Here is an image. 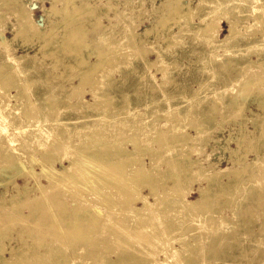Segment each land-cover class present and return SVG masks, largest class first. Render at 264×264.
Instances as JSON below:
<instances>
[{
	"label": "rangeland",
	"instance_id": "1",
	"mask_svg": "<svg viewBox=\"0 0 264 264\" xmlns=\"http://www.w3.org/2000/svg\"><path fill=\"white\" fill-rule=\"evenodd\" d=\"M213 1L214 0H181L184 6H182L181 9L183 13L181 16H175L176 14L169 13V8L173 5L172 0H0V63L17 67L15 71L13 70L14 74L12 72L11 76H14L12 79L15 78L13 80L14 82L16 81L15 84L1 86V84L6 83V81L4 82L2 77L0 78V88L3 87L0 89L2 90L0 96H3V99H5V96L7 97L6 101L3 100L6 107L0 106V118L2 117L0 119V152L5 151L14 156L18 155L16 162L22 165L23 171H15L12 174L13 177L11 180L13 184L9 182V184H6L7 186L3 185L4 178L0 176V181L2 182H0V209L11 205V196L18 194V190L19 192L23 191V196L31 199L40 195L41 190L38 189L39 181L40 184L43 185L52 183V186H54L52 189L58 192L59 199L61 201L63 200L68 211L73 210V198L76 196L75 198L82 201L80 206L77 205L78 207H82V203L85 202L87 206H90V209L92 208L91 210H93V212L96 211V216L101 217V224H99L97 220L96 222L95 220H82L83 222L78 225V227H83H81L82 229L79 228L80 232L77 229L78 227H75L77 230L73 231V227L71 228L70 226L71 222L69 223L70 225L66 223L69 217L64 222V219L61 217L62 215L56 212V206L54 203L52 206L51 199L48 196V198H44V201H42V199L38 201L32 200L30 204L34 209L31 213L29 207L25 206L22 208V213L24 215L28 214L27 219L23 220V223H10L8 219H6L7 221L5 220L6 222L0 220V246L3 245L5 248L3 252L4 256L9 257L10 252L8 253V251L10 248H25L31 245L33 240H36L39 244L41 238L47 243L42 249L38 246L41 249L40 252L46 254V264H55V260L62 258V252H64L68 245L71 249L74 246L76 247L80 242L81 243L77 247H80L81 244H85L81 245L82 248L86 247L87 250L91 248L99 249L100 252L97 254L94 252L92 253L93 255H90L93 258L100 257L99 259H101V256L98 255H104L107 251L106 254H109V257L105 255L108 258L115 259L120 251L126 254L130 252L128 250H137L139 249L138 240H141L145 236L144 234H140V236L139 234L137 235L136 231L131 228L132 225H130L131 229L129 227L128 229L135 233H131L124 229V226H122L123 224L120 225L118 221L121 219L124 221L125 216L129 215L127 212L125 213L127 210L122 206L125 207V204L127 206V203L129 201L131 202L130 199L134 201H132L131 205L135 207H141L143 205V199H146L148 202H154L153 199L155 200V197L152 191L155 189L157 193H162L164 191L162 190V186L173 185V178L179 177L176 178V181L179 182L182 188L190 187V190L185 195V199L196 200L200 197V187H206V189L210 190L209 192L212 194H210L211 198H207L208 200L206 199V201L208 202L202 205L203 210H201L203 214L200 215L203 217L209 214H211V217L220 215L223 218L225 217V219H223L225 224H219L222 220L219 222L214 220L212 223L215 224L216 231L219 233H214L212 235L213 237L209 236L211 233L204 229L203 226L204 223L205 225L209 224V219H205L204 222L200 221L201 219L192 217H190V219H188V217L183 219V213H185V211L183 205L180 203L181 200L178 201L176 197L170 199L167 195V197H163V199L166 200H164L165 203L162 201L163 204L161 203V206L156 207L158 209L154 207L152 211L155 214L157 210H159V212L156 215L152 212L149 213L150 216L152 214L155 216L160 214L158 218L164 217L163 221L157 219L158 221L155 220V222H153L155 224L157 222L167 224V229L165 228L166 226L162 224H160L158 228L160 229L159 232H163L164 235L162 236L170 238L176 235V237L179 238L181 234L180 231L182 230L181 228H183V233L184 230H194V227L198 226L199 229L197 232H195L192 237H189L190 241H184L189 250V257L203 255L206 258L203 264H264V179L261 178L259 180L261 182H248L250 185L247 186L248 188L245 196L243 195L240 199H235L233 195H228L223 191L224 183L229 179L225 173H220L219 175V177L221 176V183L214 182L210 185L206 179L198 177L195 178L196 181H194V179L191 181L192 183L189 184L188 181L190 180L185 179L186 174L181 170V167L179 165L171 166L169 164L173 157H175V153H178L177 156H182L184 160L187 158L188 161L192 163L193 169L201 168L208 173L207 176L215 177V174L220 172V169L228 171L238 166L237 163L241 162V159L244 160L243 164H251L248 170L249 174L252 173L251 171L253 168L255 169L253 163H258V159L264 161V105L261 107L258 105V100L261 97L264 99V75L262 74L264 72L262 69L264 68H257L256 64L247 65L249 66L248 68L243 67L250 59H253L255 62H260L261 65L264 64V56H258L252 53V50L257 48V43L262 40L261 36L264 32V17L262 18L259 15L261 12L260 9H258L260 1L264 2V0H257L251 4H241L238 8H232V18L233 21L237 23V31L239 32L237 33V36L239 34L238 38L235 39L237 43L234 49L229 46L227 49H222L218 45L213 44H219L221 42L220 39L228 33L229 24L227 22L221 23V28L216 38H214L215 41L212 40V43L205 34V37L202 35L203 32L200 30L201 26L204 24L205 19H209V15L214 12ZM17 3H19V5ZM82 4H84V7L90 6L93 11L92 16L90 13L85 14L84 12L86 11L83 12L82 9H80L83 6ZM53 7L54 9H52ZM76 8L80 10H75ZM25 11L30 12V16L40 33H33L31 30L24 28L21 29V22L19 21L20 15ZM189 11L191 12L187 14L186 12ZM184 12L186 15H183L185 14ZM188 15L189 17H187ZM258 15L261 19L260 22L258 21L259 18H257ZM96 17H99L101 19H99V21L103 24L99 22V25L103 26L100 28L102 30L99 29V25V27H95L97 33L91 30V24L95 21ZM80 23L92 32H88L87 35L81 39V44L76 47L74 53L69 54L67 49L54 50L52 43L45 44L46 41L49 40L50 35L54 33H56V35H54L56 38L58 37L57 40L61 43L62 36L65 32L74 24ZM252 30L256 34L254 39L253 35L255 34ZM101 31L103 33L105 32V34L111 33L113 35L112 40H117L120 44L129 39L132 48L124 49L123 47H117L111 49L114 50V52L110 51V53L102 51L106 56H111V62L112 59L113 62L111 64L109 63L111 66L109 64L102 65V67L99 68L101 71L99 70L98 72L97 70L95 76H98L95 80L100 81V83L98 81L97 86L99 87L100 84L102 92H106L108 89L114 87V90L117 91V95L119 94L120 97H122L121 95L123 94L124 97H128L124 99L120 98L116 105H111L110 107L99 106L95 108L83 106L78 108L77 105H75V97H72V93L70 95L69 92L72 90L71 86L78 83V77H75L78 67L74 64L79 58L85 59L86 63L90 64H94L101 59L100 56L102 55L99 52L106 48L105 46H102V48L96 44L99 34L102 33ZM249 39L251 40L249 41ZM121 50L125 52L123 55ZM116 57L118 59H115ZM59 59L67 66L72 63V70L69 66L67 68L63 64L57 62ZM146 62L155 63L149 71L146 68ZM162 66L165 70L163 72L158 71V68ZM27 67L30 68V70H27ZM256 70L257 72H255ZM62 71H64V74H67V76L65 75L64 77ZM246 71H249V73ZM251 73L253 75L256 73V75L251 76ZM259 73L260 75H258ZM56 74L60 77L55 78ZM141 74L147 77L141 78ZM102 75H106V77L103 79ZM249 75L251 79L254 77L257 80L260 79L261 76L263 80L261 79V82L253 78L254 80L252 82V80L248 78ZM244 77L246 81L242 83L245 80ZM72 78L74 80L70 81ZM17 79L19 81H17ZM247 79L250 81L248 82ZM13 81L11 80L10 82ZM96 81L91 80L93 83ZM17 83L22 84V86L19 88ZM249 86L251 87L248 88ZM258 86H260V88ZM85 88H87V85ZM258 88H262L261 92ZM3 90L5 91V95H2L4 94ZM28 93L31 96L30 102L25 97ZM8 94L14 97L11 98L7 96ZM51 95L54 97L50 98ZM8 97L10 98L9 104ZM84 98L91 103L92 96L90 94L87 93L84 95ZM232 101L237 102H233L236 106L240 103L243 105L239 107L240 109H235ZM101 105L103 104L101 103ZM132 105H135V107L132 108ZM74 106L75 108H72ZM213 106L216 109L213 110L214 112L211 111L209 116L207 114L206 116L200 114L202 111H205V108ZM10 107L12 109H10ZM13 107L18 110L16 111L17 114L13 112ZM178 112L186 113L185 118L181 119L179 121L180 123L177 122V125L174 124L177 128L172 129V124L170 125V123L172 119L175 118L174 116L179 115ZM32 115L33 117H38L39 121L37 119L35 121L28 120L32 118ZM82 115L88 117L84 119ZM186 117L188 119H186ZM259 118L262 119V121H260L262 124L260 122L259 124L255 123ZM90 120L93 121L91 124L89 123ZM166 120L169 121L165 122ZM85 121H87V123ZM116 121H120L121 124L115 125ZM185 121L192 123L185 125ZM147 123L152 125H147ZM97 125L98 128L105 130V134L108 136L117 135L122 128L121 125H123L127 131L129 130V132H136L138 130H142L143 132L147 131L145 132L146 134L142 136L144 137L143 139L139 137V143H141L142 146L144 145V147L146 145V149L144 148L145 150H142L143 155H141V161L144 167L150 168V155L156 153L153 160L157 165H160L159 171H156L159 176H156L157 178L154 176L153 178L151 175L148 176L147 174L141 179V173L135 172L136 170H132L130 166H126L128 160L122 159V163L119 161L121 164L116 161V163L110 165L105 162H103L105 164H100L99 161L96 162L94 159L92 160L90 157L86 156L94 151L95 147L102 145V141L105 144L111 141L102 140L100 141L101 144L98 142V144L94 143L96 146H91V139L93 140L94 136L89 134L90 139H88V136H84V134L90 130V127L96 128L95 126ZM167 126L170 132L174 134L171 135L166 128ZM159 127H163V129ZM164 128H166L167 131L164 130ZM64 129L67 130L66 136L69 137L70 142L74 144L73 148L69 147L70 152L67 153L69 151V149H67L66 153H64L65 156L55 154L52 155L51 159L48 158L47 155L49 154L47 153H49L50 149L48 147L50 144L49 142H52L56 138L58 140L63 139L64 133L62 131ZM262 131L263 134L261 133ZM164 132L167 133L165 134ZM159 133L160 135H164L161 137ZM5 134H7V136ZM167 134L168 137L171 136L172 138H167ZM155 135L158 137H155ZM186 136L187 139L185 140ZM173 137L175 138L174 140H172ZM241 137H244L243 144L238 141ZM154 138H159L161 140L157 142ZM162 138L170 143L163 142L165 140H162ZM177 138L184 141L185 144H183V142H181L182 144H178L180 140ZM248 138L254 139L255 142L259 139L258 142L261 144L260 147L257 148V151L256 149L251 151L247 150L248 148L245 143ZM122 139L124 142L121 141V144L125 146V149L132 150L133 143L127 140L128 138L125 140L123 137ZM87 140H89V143L85 142ZM127 141H129V145ZM161 141L165 146L163 144H161L163 147L160 145ZM175 141H177V144H175ZM75 144L79 145L75 146ZM22 145L23 147L25 145L27 146L23 148ZM87 148L90 149L88 152H86ZM23 149L26 153L27 151H29V153L25 154L24 151L20 153ZM78 150L80 151L78 154L77 152L72 153ZM84 151L87 153L86 155ZM157 151L159 152L158 154ZM43 157H46V159ZM0 159L1 169L6 163V159ZM79 159H81L80 162ZM72 160L76 161V167H73L70 173L62 170L65 166L72 163ZM153 160L152 163H154ZM113 166L116 168L119 167L120 170H116ZM122 168L126 170V173ZM36 174L40 176L38 177ZM146 176L148 177L146 178ZM216 176L218 175L216 174ZM126 177L129 178L127 179ZM131 177L134 178L131 179ZM244 178H248V175L246 174ZM187 183L189 186H186ZM24 186L30 188V192L28 191L27 194H25ZM238 190L239 188L234 189L236 192ZM175 194H177V192L173 193V195ZM89 201H91V203ZM232 201L233 204L236 205L237 215H234L230 209V206L234 207V205H230ZM209 202H213L212 205ZM164 205L171 208L169 209L166 207V209ZM208 205L209 208H207ZM161 208L163 211H166V213L163 211L161 212ZM120 210H122V212ZM167 210L172 215L167 213ZM122 213L124 216H121ZM56 214L60 217L58 218ZM69 215L73 218L75 217L74 214ZM117 216L120 218L118 217L117 219ZM171 216L177 217L176 220L174 218L168 219V217ZM102 217L105 221L102 220ZM106 219L109 220L111 225ZM116 219L117 221L115 222ZM110 220H112V222ZM103 222H107L108 225L103 226ZM186 222L190 224L184 226ZM87 225L88 227H86ZM93 225H96V227ZM112 225L119 230L121 229V232H127L124 235L123 233L120 235L121 241H118V244L117 242L115 243L118 247L120 246L121 250L115 247L117 245L114 244H111V246H103L102 243H100L98 245L95 242L97 240L96 237H92L94 240L91 239V237L89 239L88 236H92L96 232L103 231V234H105L104 230H110V226ZM190 225L193 226L191 227ZM89 226H93L91 230L93 234L90 233ZM82 230L86 231L87 234L81 236L80 233ZM151 230L152 229H149L147 232L149 231L150 233ZM68 232H72L73 235ZM203 232L204 237L201 235ZM206 233L207 236H205ZM72 237L73 240L71 239ZM84 237L88 238L85 239ZM104 238L107 239V235H105ZM147 238L150 240V235H148ZM74 239H78L79 242L77 243L78 240L75 241ZM191 240H195V242ZM1 243L3 244L1 245ZM60 243L62 244L61 246ZM146 245L145 248L154 249L156 247L151 242H147ZM113 246L114 248H112ZM110 247L111 250H108ZM177 248L180 249L181 247L177 246ZM210 248H212V250H210ZM113 252L116 253L117 256ZM110 253H112L111 256ZM162 254L163 253H161L159 257H161ZM99 259V264H108V262H104L102 259L100 261ZM192 260L193 259H189L182 264H192ZM89 261L91 262L89 259L75 257L73 264H88ZM98 261L96 263H98ZM21 262L25 264V260ZM0 264L3 263L0 261ZM147 264L155 263L148 262Z\"/></svg>",
	"mask_w": 264,
	"mask_h": 264
},
{
	"label": "bare ground",
	"instance_id": "2",
	"mask_svg": "<svg viewBox=\"0 0 264 264\" xmlns=\"http://www.w3.org/2000/svg\"><path fill=\"white\" fill-rule=\"evenodd\" d=\"M15 1V0H14ZM249 1V2H248ZM251 1V2H250ZM254 1H257V0H214L213 1V4H214V12L212 13V14H210L209 15V19H205V21H204V24L201 26V29L200 30H202V35L204 36V34L206 35V37L209 39V41L212 43V40L213 41H215V39L214 38H216V36H217V34H218V31L220 30V28H221V23L222 22H227L228 24H229V29H228V33L222 38V39H220V43L219 44H215V43H213L214 45H218L219 47H221L222 49H227V48H229V47H231L232 49H234L235 47H236V43H237V41H235V39L236 38H238V36H239V34H238V36H237V33H239L238 31H237V23L235 22V21H233V12H232V10L233 9H235V8H238L239 7V5H241V4H243V5H245V4H247V3H249V4H251L252 2H254ZM2 2V1H1ZM12 2V1H11ZM172 2H173V5H171V7L169 8V13H173V14H176L175 16H177V15H179V16H181V14L183 13V12H181V9H182V3H181V0H172ZM18 5H19V3H17ZM81 4V3H80ZM84 4H85V2H84ZM84 4H82L83 6L80 8V9H82V11L84 12V11H86V12H84L85 14H87V13H90L91 14V16L93 15V11H92V9L90 8V6L88 5V6H85L84 7ZM21 6V5H20ZM53 6V5H52ZM79 6V5H78ZM81 6V5H80ZM184 7V6H183ZM233 8V9H232ZM52 9H54V7L52 8ZM79 8H76L75 10H78ZM79 9V10H80ZM258 9H260V12H261V14H259L262 18L264 17V2H261L260 1V3H259V5H258ZM24 10V9H23ZM81 11V12H82ZM188 11V10H187ZM66 12H68V11H66ZM77 12V11H76ZM191 11H189V12H186L187 14H189ZM185 13V12H184ZM186 13L185 14H183V15H186ZM263 13V14H262ZM67 14V13H66ZM84 14V15H85ZM170 14V15H171ZM68 15V14H67ZM83 15V14H82ZM89 15V14H88ZM191 15V14H190ZM259 15H258V17L257 18H259V22H260V17H259ZM172 16V15H171ZM82 17V16H81ZM187 17H189V15L187 16ZM192 18V17H191ZM99 17H96L95 18V21L91 24V30H94V31H96L95 30V27H97L98 25H99V22L101 23V21H99ZM264 19V18H263ZM19 20V19H18ZM101 20V19H100ZM21 23V29H28V30H31L33 33H40L39 31H38V28H37V26H36V24L33 22V20H32V18H31V16H30V12L29 11H25L24 13H22L21 15H20V20H19ZM102 24V23H101ZM262 24V23H261ZM264 24V23H263ZM103 25V24H102ZM102 25H99L98 27H99V29L101 28V26ZM260 25V24H259ZM103 27V26H102ZM106 28V27H105ZM98 29V30H99ZM257 29H258V27H257ZM100 30H102V29H100ZM52 31V30H51ZM54 31H55V29H54ZM104 31H105V29H104ZM253 31V30H252ZM257 31V30H256ZM53 32V31H52ZM88 32H92V31H90V29H87L86 27H84V25L83 24H74L69 30H67L66 32H65V34L62 36V40H61V43H60V41H58L57 40V38L55 37V35H56V33H54L53 35H50V37H49V40H47L46 41V43L45 44H48V43H52L53 44V48H54V50H56V49H67L68 50V53L69 54H72V53H74V51L76 50V47L77 46H79V44H81V39L83 38V37H85L86 35H87V33ZM102 32V31H101ZM250 32V31H249ZM248 32V33H249ZM95 33H97V31L95 32ZM113 33V32H112ZM252 33V32H251ZM253 33H254V31H253ZM253 33H252V35H253ZM250 34V33H249ZM255 34V33H254ZM42 35V34H41ZM47 35V34H46ZM252 35H251V37H252ZM255 36H256V34L255 35H253V39L255 38ZM205 37V36H204ZM250 37V38H251ZM262 40L259 42V43H257V48L256 49H254V50H252V53H255V54H257L258 56H264V32L262 33ZM43 39H44V37H43ZM113 39V35L111 34V33H107V34H105V32L103 33H100L99 34V37H98V41L96 42V44L98 45V46H105L104 48H105V50H100V54L102 55V56H100V60L99 61H97V62H95L94 64H90V63H86V60L85 59H78V61L77 62H75V66H77L78 67V70H77V74H75V77L77 76L78 77V83L77 84H75L74 86H71L72 87V90H70L69 92H70V95H71V93H72V97H75V99H76V104L75 105H77V107L78 108H81V107H83V106H86V107H99V106H105V107H110L111 105L112 106H114V105H116V103L118 102V100L121 98V99H124V98H127L128 96H125L124 97V95L122 94L121 96L122 97H120V95L118 94H116L117 93V91H115L114 90V87L112 88V89H108V91H106V92H102L101 91V86H100V84H99V87L97 86L98 85V81H96L95 79H97V76H95L96 74H97V70H98V72H99V68L100 67H102V65L104 66V65H107V64H111L112 62H113V59H112V62H111V56H106V54H103V52H109L110 53V51H113L114 52V50H111V49H114V48H117V47H123L124 49L125 48H132V46H131V44H130V40L128 39V40H126V41H123V43H119L117 40L116 41H114V40H112ZM251 39H249V41H250ZM1 42V41H0ZM3 42V41H2ZM45 42V41H44ZM120 42H122V41H120ZM44 44V45H45ZM229 46V47H228ZM96 48H97V46H96ZM103 48V47H102ZM252 48H254V47H252ZM100 49V48H99ZM116 50V49H115ZM103 51V52H102ZM119 51V50H118ZM122 51V50H121ZM117 52V51H116ZM135 52V51H134ZM118 53V52H117ZM125 52H123L122 51V55L124 54ZM119 54H121V53H119ZM119 54H117V55H119ZM104 55V56H103ZM110 55V54H109ZM121 55V56H122ZM127 55V54H126ZM123 58H124V56H123ZM122 58V59H123ZM142 58V57H141ZM8 59V58H7ZM115 59H118L117 57L115 58ZM121 59V60H122ZM85 60V61H84ZM57 61V60H56ZM263 61V60H262ZM12 62H13V60H12ZM57 62H59V63H61V64H63L62 62H61V59H59ZM89 62V61H88ZM116 62V61H115ZM121 62H123V61H121ZM13 64V63H12ZM109 64V65H110ZM114 64H116V63H114ZM114 64H112V65H114ZM153 64H155V63H153V62H146V68H147V70L149 71V69L153 66ZM256 64V67L258 68V67H262V68H264V64H260V62H255L253 59H250V60H248V62L246 63V65L245 66H243V67H245V68H248L249 66H247V65H255ZM64 65V64H63ZM72 65V66H71ZM65 67H67L68 68V66L71 68V67H73V64L72 63H70V64H68V66L67 65H64ZM63 66V67H64ZM111 66V65H110ZM145 67V66H144ZM166 67V66H165ZM17 69V67L15 66V67H12V66H10V64L8 65H6V64H4V63H0V75H2V76H0V78L2 77L3 79L2 80H4V82L6 81V83H0L1 84V86H5L6 84H8V86H10V85H12V84H15V82L13 81L14 79H12L13 77H11L12 76V72H13V74H14V71ZM256 68V69H257ZM27 70H30V68H26ZM73 69H76V68H73ZM104 69V68H103ZM14 70V71H13ZM71 70H72V68H71ZM165 70V68L162 66V67H160V68H158V71H161V72H163ZM258 70V69H257ZM257 70L255 71V72H257ZM262 70H264V69H262ZM101 71V70H100ZM252 71H254V70H252ZM259 71H261V70H259ZM246 72H248L249 73V71H246ZM245 72V73H246ZM76 73V72H75ZM244 73V72H243ZM261 73V72H260ZM260 73L258 74V75H260ZM16 74V73H15ZM62 74H64V71H62ZM263 75H264V72L262 73ZM65 75L67 76V74H64V77H65ZM153 75V74H152ZM162 75H163V73H162ZM246 75V74H245ZM254 75H256V73H254ZM252 73H251V76H254ZM257 75V76H258ZM263 75H262V77H263ZM19 76V75H18ZM62 76V75H61ZM73 76V75H72ZM256 76V77H257ZM11 77V78H10ZM16 77V76H15ZM60 77V76H59ZM58 77V75L56 74L55 75V78H59ZM70 77V76H69ZM96 77V78H95ZM102 77H103V79L106 77V75H102ZM147 76L146 75H144V74H141V78H146ZM247 77V76H246ZM245 78V77H244ZM243 78V79H244ZM250 80H252V82H253V80L255 79L254 77V79L252 78H250V75H249V77H248ZM11 81H13V82H10L9 80ZM76 79V78H75ZM242 79V80H243ZM249 79H247L248 80V82L250 81ZM261 78V76H260V79H257V80H260L261 82H262V80L264 79H262ZM70 80V79H69ZM74 79L72 78V80H70V81H73ZM91 80H94V81H96V82H91ZM142 80V79H141ZM256 80V79H255ZM256 80V81H257ZM17 81H19L18 79H17ZM245 81H246V78H245V80L242 82V83H245ZM2 82V81H1ZM21 82V81H20ZM252 82H250V83H252ZM259 82V81H258ZM260 82V83H261ZM99 83H100V81H99ZM240 83V82H239ZM4 84V85H3ZM18 85H19V88L22 86V84H20V83H17ZM248 84V83H247ZM247 84H245V85H247ZM261 84H263V83H261ZM87 85V88H89V89H87V88H85V86ZM244 85V84H243ZM253 85V84H252ZM258 85V84H257ZM7 86V85H6ZM105 86H107V85H105ZM242 86V85H241ZM254 86V85H253ZM262 86V85H261ZM243 87H245V86H243ZM251 86H249L248 88H250ZM259 88H260V86H258ZM264 87V86H263ZM262 87V88H263ZM3 88V87H2ZM2 88H0V89H2ZM107 88V87H106ZM239 88H240V86H239ZM258 88V89H259ZM262 88L261 89H259L260 90V92H261V90H262ZM103 89V88H102ZM8 90V89H7ZM107 90V89H106ZM1 91L2 90H0V93H1ZM4 91V90H3ZM72 91V92H71ZM240 91V90H239ZM244 91V90H243ZM263 91H264V89H263ZM9 92V91H8ZM242 92V91H241ZM88 93V94H90L91 96H92V101H91V103L90 102H88L85 98H84V95H86V94ZM244 93V92H243ZM1 95V94H0ZM2 95H5V91H4V94H2ZM53 95H55V94H53ZM53 95H51L50 96V98L51 97H54ZM7 96H9V97H14V96H10L9 94L7 95ZM130 96V95H129ZM262 96V95H261ZM8 97V104H9V100H10V98ZM25 97L27 98V100L30 102L31 101V96H30V94L28 93L27 95H25ZM4 97L3 96H0V106L1 107H6V104H5V102L3 101V100H7V97L5 96V99H3ZM247 98V97H246ZM245 98V99H246ZM130 99H131V96H130ZM236 99V98H235ZM126 100V99H125ZM55 101V100H54ZM56 101H58V100H56ZM73 101V100H72ZM127 101H129V100H127ZM237 101V100H236ZM4 102V103H3ZM230 102V101H229ZM234 101H232V104H233V106H234V108L235 109H240L239 107H241V105H243V104H237V106H236V104H234V103H237V102H234ZM28 103V102H27ZM72 103H74V102H72ZM101 103L103 104V105H101ZM239 103V102H238ZM22 104V103H21ZM54 104V103H53ZM11 105H13V104H11ZM19 105V104H18ZM69 105H70V103H69ZM258 105H259V107H261L262 105H264V99H263V97H261L259 100H258ZM8 106V105H7ZM23 106V105H22ZM18 107V106H17ZM54 107V106H53ZM67 107V106H66ZM65 107V108H66ZM71 107V106H70ZM69 107V108H70ZM68 108V107H67ZM72 108H75V106L74 107H72ZM112 108V107H111ZM115 108V107H114ZM10 109H12L11 107H10ZM77 109V108H76ZM216 108L213 106V107H208V108H205V111L203 112H201L200 114H202V115H204V116H206V114L209 116V114H210V112L211 111H213V110H215ZM104 110H105V108H104ZM16 111H18L16 108H14L13 107V112L14 113H16L17 114V112ZM21 111V110H20ZM238 111V110H237ZM240 111V110H239ZM29 112V111H28ZM131 112V111H130ZM214 112V111H213ZM6 113V112H5ZM32 114V113H31ZM178 114L179 115H177V116H174L175 118L174 119H172V121H171V123H170V125H171V128L172 129H174V128H177L174 124H176L177 125V122H179L181 119H183V118H185V115H186V113L184 114V112H178ZM213 114V113H212ZM34 115V114H33ZM33 115H32V118H27L28 120H30V121H35L36 119L39 121V119H38V117H33ZM109 115V114H108ZM83 117H84V119L85 118H87L86 117V115H82ZM102 116H104V115H102ZM255 116V115H254ZM23 117V116H22ZM107 117H111V116H107ZM212 117V116H211ZM2 118V117H1ZM0 118V119H1ZM4 118V117H3ZM190 118V117H189ZM257 118V117H256ZM260 118H262V117H260ZM257 119L256 120V122L255 123H258L259 124V122L260 121H262V119ZM22 119V118H21ZM138 119V118H137ZM136 119V120H137ZM141 119V118H140ZM186 119H188L187 117H186ZM204 119V118H203ZM3 120V119H2ZM23 120H24V118H23ZM111 120H113V119H111ZM264 120V119H263ZM4 121V120H3ZM3 121H1V122H3ZM169 120H166L165 122H168ZM188 121V120H187ZM86 123H87V121H85ZM93 121H89V123L91 124ZM182 122V121H181ZM186 122V121H185ZM264 122V121H263ZM39 123V122H38ZM96 123V122H95ZM142 123H144V122H142ZM180 123V122H179ZM188 123H192V122H186L185 123V125H188ZM254 123V124H255ZM261 124H262V122H260ZM4 124V123H3ZM118 124H121L120 123V121H116L115 122V125H118ZM194 124V123H193ZM35 125H37V124H35ZM99 125V124H98ZM98 125L97 126H95L96 128H91L90 127V130L88 131V132H85V134H84V136L85 135H87L86 137L88 138V139H90L89 138V134H92L94 137H93V140L91 139V146L93 147V146H96L95 144H98V142L101 144V142L100 141H102V140H111L109 143L107 142L106 144L102 141V145H99L98 147H95L94 148V151H92V152H90L89 153V155H86L87 153H85V151H84V154L86 155V156H88V157H90L92 160L94 159V161H99L100 162V164H110V165H113L114 163H116V161L119 163V161L121 162V160L122 159H124V160H128L127 161V165L126 166H130L131 168H132V170H136L135 172H139V173H141V179L145 176V175H147L148 174V176H152L153 178H154V176L156 177V176H159V175H157V173H156V171H159V166L160 165H157V163H155L154 162V155L156 154H152V155H150L151 156V165H150V168H147V167H144L143 166V163H142V161H141V155H143L142 154V150L146 147V145H145V147H144V145L142 146L141 145V143H139V137H142V136H144L146 133L145 132H147V131H145V132H143L142 130L141 131H136V132H129V130L127 131L126 129H125V127L123 126V125H121V129L119 130L120 132L118 133V132H116V133H118L117 135H114V136H108V135H106L105 134V130H102L101 128H98ZM134 125V124H133ZM147 125H152V124H150V123H147ZM100 126V125H99ZM169 126V125H168ZM166 127L167 128V130H169L168 128L169 127ZM181 126H184V125H181ZM191 126V125H190ZM119 128V127H118ZM160 128V127H159ZM166 128H164V130H166ZM152 129V128H151ZM158 129V128H157ZM160 129H163V127H161ZM197 129V128H196ZM263 129V128H262ZM156 130V129H155ZM166 130V131H167ZM198 130V129H197ZM264 130V129H263ZM41 131V130H40ZM131 131V130H130ZM261 131V130H260ZM1 132V131H0ZM63 133H64V136H63V139H60V140H58L57 138L55 139V140H53L52 142H49L50 144H49V153H47V154H49V155H47V157L48 158H52V155H55V154H59V155H64V153H66V150L67 149H69V147L71 148H73V143H71L70 142V138L69 137H67L66 136V132H67V130L66 129H64L63 131H62ZM169 132H170V130H169ZM168 132V133H169ZM197 132V131H196ZM165 134L167 133V132H164ZM171 133V135L172 134H174V133H172V132H170ZM178 133V132H177ZM262 134H263V131L261 132ZM42 134V133H41ZM176 134V133H175ZM6 136H7V134H5ZM124 135V136H123ZM162 135H164V134H162ZM162 135H160V133H159V136H161L162 137ZM170 135V134H169ZM198 135H199V133H198ZM45 136V135H44ZM54 136V135H53ZM124 137V139L126 140L127 138V140H129L131 143H133V149L132 150H130V149H125V146H123L122 144H121V141H123V138ZM154 137V136H153ZM155 137H158V136H156L155 135ZM160 137V138H161ZM166 137L167 138H172L171 136H169L168 137V134L166 135ZM175 137V136H174ZM173 137V139L172 140H174L175 138ZM195 137H197V136H195ZM198 137H201V136H198ZM8 138H10V137H8ZM53 138V137H52ZM144 137H142V139H143ZM189 138V137H188ZM50 139H51V137H50ZM122 139V140H121ZM154 139H156V141L157 142H159V140H161V139H159V138H154ZM177 139H179V138H177ZM176 139V140H177ZM187 139V136H186V138H185V140ZM195 139V138H194ZM1 140V139H0ZM52 140V139H51ZM162 140H165V139H163L162 138ZM180 141H179V143L178 144H180L181 142H183V144H185V142L184 141H181V139H179ZM183 140V139H182ZM193 140V139H192ZM191 140V141H192ZM89 140H87V141H85V142H87V143H89L88 142ZM129 141H127V143L129 142ZM140 141H141V138H140ZM168 141V140H167ZM240 143L242 142V144L244 143V137H241L239 140H238ZM254 141V139L252 140V139H249L248 138V140H246V147L248 148L247 150H253V149H256V151L258 150L257 148H259L260 147V142H258L259 141V139H258V141L257 142H253ZM28 142V141H27ZM124 142V141H123ZM122 142V143H123ZM126 142V141H125ZM155 142V141H154ZM163 142H166V140L165 141H163ZM19 143H20V141H19ZM83 143V142H82ZM81 143V144H82ZM95 143V144H94ZM126 143V144H127ZM166 143H170V142H166ZM165 143V144H166ZM173 143V142H172ZM10 144H12V143H10ZM15 144V143H14ZM84 144V143H83ZM124 144V143H123ZM161 144H163L162 143V141H161V143H160V145ZM174 144V143H173ZM175 144H177V141H175ZM182 144V143H181ZM193 144V143H192ZM13 145V144H12ZM24 145V144H23ZM23 145H22V147H23ZM48 145V144H47ZM46 145V146H47ZM77 145H79V144H75V146H77ZM128 145H129V143H128ZM130 145H132V144H130ZM164 145V144H163ZM25 146H27V145H25ZM25 146L23 147V148H25ZM90 146V145H89ZM90 146V147H91ZM162 146V145H161ZM160 146V147H161ZM165 146V145H164ZM180 146V145H179ZM183 146V145H182ZM22 147L20 146V148L22 149ZM91 147V148H92ZM163 147V146H162ZM185 147V146H184ZM19 148V149H20ZM44 148H46V147H44ZM148 148V147H147ZM166 148V147H165ZM193 148V147H192ZM191 148V149H192ZM13 149V148H12ZM26 149H27V147H26ZM25 149V150H26ZM146 149V148H145ZM144 149V150H145ZM148 149H150V148H148ZM14 150V149H13ZM90 149L89 148H87V151L86 152H88ZM92 150V149H91ZM152 150V149H151ZM23 151H24V149L20 152V153H23ZM33 151V150H32ZM31 151V152H32ZM153 151V150H152ZM151 151V152H152ZM156 151V150H155ZM162 151H163V149H162ZM25 152V151H24ZM70 152V149H69V151L67 152V153H69ZM74 152H77V154H78V152H80L79 150L78 151H73L72 153H74ZM150 152V153H151ZM161 152V151H160ZM29 153V151H27V153L25 152V154H28ZM159 152L157 151V154H158ZM257 153V152H256ZM71 154V153H70ZM79 154H81V153H79ZM58 155V156H59ZM67 155V154H66ZM76 155V154H75ZM178 155V153H175V157H173V159L170 161V165L171 166H173V165H179L180 167H181V170L186 174V178L185 179H189L190 181H188V183L190 184V183H192L191 181H193L195 178H198V177H202L203 179H206L207 181H208V183L210 184V185H212L214 182H218V183H221L220 181H221V176L219 177V175H220V173H225L226 175H227V177L229 178L228 179V181L226 182V183H224V186H223V191H225L228 195L229 194H231V195H233V198H235V199H240L243 195L245 196V193H247V186L248 185H250V183H255V182H261V181H259L261 178L262 179H264V161H260L259 159H258V163H256V164H254L253 163V167L255 166V169L253 168V170L251 171L252 173L251 174H249V172H248V170H249V167H251V164L250 163H248V164H243V161L244 160H242L241 159V162H238L237 164H238V166H236V167H234V168H232V169H230V170H219L220 172H217L216 174L218 175V176H216V174H215V177H211V176H207V174L208 173H206L203 169H201V168H195V169H193V167H192V163L190 162V161H188V159L186 158L185 160L182 158V156H177ZM18 155H12V154H10L9 152H5V151H2V152H0V158H4V160L6 159V163L4 164V166L0 169V176L2 177V178H4V180H3V185H6L7 183L9 184V182H11V180H12V177H13V173L16 171H18V170H20V172L22 171V165L20 164V163H18V162H16L17 161V159H18V157H17ZM65 156V155H64ZM53 157H55V156H53ZM157 157V156H156ZM25 158V157H24ZM43 158H45L46 159V157H43ZM42 158V159H43ZM262 158V157H261ZM263 158H264V156H263ZM27 159V158H26ZM58 159V158H57ZM62 159V158H61ZM1 160V159H0ZM76 160V159H75ZM80 160L81 159H79V162H80ZM150 160V159H149ZM152 160H153V162L154 163H152ZM19 161H20V159H19ZM27 161V160H26ZM71 161V160H70ZM98 162V163H99ZM102 162V163H101ZM103 162H105V163H103ZM122 162H123V160H122ZM121 162V163H122ZM149 162V163H150ZM236 162V161H235ZM113 163V164H112ZM117 163V164H118ZM121 163H119V164H121ZM196 163V162H195ZM242 164V165H241ZM76 161H74V160H72V163H70L68 166H65L64 167V169H62V170H65V172H67V173H70L72 170L71 169H73V167H76ZM109 165V166H110ZM178 167V166H177ZM113 168H115L116 170H120L119 169V167H114L113 166ZM112 168V169H113ZM125 168V167H124ZM179 168V167H178ZM75 169V168H74ZM78 169V168H77ZM123 169V168H122ZM126 169V168H125ZM76 170V169H75ZM74 170V171H75ZM124 170V169H123ZM130 170V169H129ZM77 171V170H76ZM117 171V172H118ZM126 170H124V172H125ZM227 171V172H226ZM23 172V171H22ZM62 172V171H61ZM79 172V171H78ZM116 172V173H117ZM124 172H122V173H124ZM129 172V171H128ZM19 173V172H18ZM18 173H17V175H18ZM26 173V172H25ZM126 173V172H125ZM159 173V172H158ZM248 175V178H244V176L246 175V174ZM23 174V173H22ZM128 174V173H127ZM137 174V173H136ZM136 174H135V176H136ZM138 175H140V174H138ZM224 175V174H223ZM244 175V176H243ZM36 176H38L37 174H36ZM40 176V175H39ZM38 176V177H39ZM74 176V175H73ZM122 176V175H121ZM129 176V175H128ZM148 176H146V178L148 177ZM225 176V175H224ZM60 177H62V176H60ZM124 177V176H123ZM137 177V176H136ZM160 177H161V175H160ZM165 177V176H164ZM48 178V177H47ZM127 178V177H126ZM129 178V177H128ZM127 178V179H128ZM132 178H134V177H131V179ZM157 178V177H156ZM176 178H179V177H176ZM176 178H173V180H174V183H173V185L171 186V185H164V186H162L163 187V189L162 190H164L162 193H157V190L155 191V189L152 191L153 192V195H154V197H155V200L153 199V201L154 202H148V201H146V199H143V205L141 206V207H135V206H133V205H131V203H132V199H130L131 200V202L129 201L128 203H127V206H126V204H125V207L124 206H122L124 209H126L127 211H125V213L127 212L129 215L128 216H125V219H124V221H122L123 219H121V220H119L118 222L120 223V225H122V226H124V229H126V230H128V231H130L129 229H128V227L130 228V225H132V227L131 228H133V230H135L136 231V234L138 235L139 234V236H140V234L141 235H143L144 234V238H142V236H141V240H138V244H139V249H137V250H134V249H132V250H128V251H130L129 253H126V254H123V252L121 253V251L120 252H118V248H120V246L118 247V243L121 241V238H120V235H122V233H123V235L125 234V233H127L126 231H124V230H122V231H124V232H121L119 229H117V228H115V226H110L111 227V231L110 230H104V233L105 234H103V231H101V232H96L95 234H93L92 233V228H93V226L92 227H90L89 228V230L91 231L90 233H92L91 235L92 236H88L89 237V239H90V237H91V239H93L92 237H96L97 238V240L95 241L98 245L100 244V243H102V245L104 246H111V244H114V245H117V246H115V247H118L117 248V252H118V256H117V254L116 253H114V254H116V258L115 259H111V258H108L109 256V254H99L98 256H101V259L102 260H104V262L106 261V262H108V264H147L148 262H153V263H155V264H182V263H185V261H187V260H189V259H193L191 262H192V264H203V262H205V256H198V257H196L195 255L193 256V257H189V255H188V249H187V247H186V245H185V242L184 241H187V242H189L190 241V238L189 237H192V235L195 233V232H197V230L199 229V227L197 226H195L194 227V230L193 229H190L189 231H186V230H184V231H186V232H184L183 231V233H182V230H183V228H181L182 230L180 231V237L178 238V237H176V235L175 236H171L170 238H166V237H164V236H162V235H164L163 234V232H159V230L160 229H158L159 228V226H160V224H162V223H153V222H155V220H157V219H159L160 221L162 220L163 221V219H164V217H160V218H158V216L160 215H158V216H155L158 212H159V210H157L156 212V214L154 213V212H152L153 211V209H154V207L156 208V207H159V206H161V203L163 204V202H164V200L165 199H163V197L164 196H166L167 197V195H168V198L170 197V199L171 198H174V197H176L177 199H178V201L179 200H181V204L183 205V209H184V211H185V213H183L184 215V217H183V219L184 218H186V217H188V219H190V217H192V218H198V219H201L200 221H202V222H204V220L205 219H209V224H206L205 225V223L203 224V226H204V229H206L209 233H211L209 236H212L214 233H219L218 231H216V228H215V224H213L212 222H214V220H217L218 222L220 221V220H222V222H219V224H221V225H223V224H225V221L223 220V219H225V217L223 218V217H221L220 215H217V216H210L211 214H209L208 216H205V217H203V216H201L200 214H203L202 212V210H203V208H202V205L205 203V202H208V201H206V199L208 198H211V193L209 192L210 190L209 189H206V187H200L199 188V191H200V197H198L196 200H189V199H185V195L188 193V191L190 190V187H185V188H182V186L179 184V182L178 181H176L177 179ZM138 179V178H137ZM38 180V179H37ZM139 180V179H138ZM144 180V179H143ZM148 180H149V178H148ZM150 180H151V178H150ZM157 180V179H156ZM159 180H160V178H159ZM200 180V179H199ZM14 181H15V179H14ZM142 181V180H141ZM145 181H146V179H145ZM186 181V180H185ZM194 181H196V179L194 180ZM1 182V181H0ZM248 182H250L249 184H248ZM2 183V182H1ZM12 183V182H11ZM36 183H37V181H36ZM38 183H39V186H38V189L39 190H41V192H40V195H38L37 197L35 196L33 199H31V198H29V197H26V196H23V191L22 192H19V190H18V194H15V195H12L11 196V205H8L7 207H5V208H1L0 209V220H6V219H8L9 221L8 222H10V223H12V222H14V223H23V220H26L27 219V215L28 214H26V215H24L23 213H22V208H24L25 206L26 207H29V209H30V213L32 212V210L34 209V207L33 206H31V201L32 200H36V201H38L39 199H42V201H44V198H46L47 196L51 199V203H52V206H53V203H54V205L56 206V212L58 213V214H60V215H62L61 217L64 219L63 221L65 222V220H66V223L68 224V225H70L71 226V228L73 227V231L74 230H77L78 229V231L80 232V229L79 228H81V227H78V225L80 224V223H82L83 221L82 220H95V222H96V220L98 221V223L99 224H101V217L100 216H96L95 214H96V211H94L93 212V210H91L90 209V206H87L86 205V203L85 202H83L82 204H83V206L82 207H78L77 205H79L80 206V204H81V202L82 201H80L79 199H77V198H75L74 196V198H73V210L72 211H68L67 209H66V206H65V204H64V202H63V200L61 201L60 199H59V195H58V192L56 191V190H54V189H52L54 186H52V183H48V185H43V184H40V182L38 181ZM115 183V182H114ZM141 183V182H140ZM151 183V182H150ZM157 183V182H156ZM185 183V182H184ZM183 183V184H184ZM187 183V185L186 186H189V184ZM13 184V183H12ZM122 184H124V183H122ZM145 184V183H144ZM154 184H155V181H154ZM182 184V183H181ZM208 184V185H209ZM2 185V186H3ZM7 186V185H6ZM5 186V187H6ZM125 186V185H124ZM15 187V186H14ZM123 187V186H122ZM151 187H153V186H151ZM154 187H155V185H154ZM153 187V188H154ZM56 188V187H55ZM125 188H126V186H125ZM152 188V189H153ZM237 188H239V190L236 192V191H234V189H237ZM24 189H25V194H27L28 193V191L30 190V188L28 187V186H24ZM121 189V188H120ZM52 190H54V191H52ZM127 190V189H126ZM199 191H198V193H199ZM30 192V191H29ZM119 192V191H118ZM124 192V191H123ZM176 193L177 192V194H175V195H173V193ZM104 193V192H103ZM211 194V195H210ZM80 195V194H79ZM28 196V195H27ZM133 196V195H132ZM141 196V195H140ZM47 197V198H48ZM125 197H127V196H125ZM153 197V196H152ZM153 197V198H154ZM130 198V197H129ZM144 198V197H143ZM167 198V199H168ZM233 198H232V200H233ZM125 199V198H124ZM207 199V200H208ZM49 200V199H48ZM116 200V199H115ZM114 200V201H115ZM174 200V199H173ZM47 201V200H46ZM65 201V200H64ZM80 201V202H79ZM120 201V200H119ZM163 201V202H162ZM166 201V200H165ZM172 201V200H171ZM234 201V200H233ZM233 201H232V204H230V205H234V207H231L230 206V209H231V211L233 212V214L234 215H237V209H236V205L235 204H233ZM237 201V200H236ZM49 202H50V200H49ZM90 203H91V201H89ZM134 202V201H133ZM39 203V202H38ZM65 203H66V201H65ZM130 203V204H129ZM160 203V204H159ZM165 203V202H164ZM209 203H211V202H209ZM213 203V202H212ZM212 203H211V205H212ZM85 204V205H84ZM206 204H208V203H206ZM105 205V204H104ZM108 205V204H107ZM168 205V204H167ZM68 206V205H67ZM110 206V205H109ZM121 206V205H120ZM165 206V205H164ZM92 207V206H91ZM119 207V206H118ZM166 207H168V206H165V208ZM169 208V207H168ZM171 208V207H170ZM169 208V209H170ZM172 208H175V207H172ZM207 208H209V205H208V207ZM217 208V207H216ZM117 209V208H116ZM122 209V208H121ZM123 209V210H124ZM156 209H158V208H156ZM162 209V208H161ZM167 209V208H166ZM165 209V210H166ZM168 209V210H169ZM176 209V208H175ZM202 209V210H201ZM206 209V208H205ZM119 210V209H118ZM167 210V211H168ZM206 210H208V209H206ZM209 210H211V209H209ZM213 210V209H212ZM121 212H122V210H120ZM161 212L163 211V209L162 210H160ZM173 211V210H172ZM120 212V213H121ZM153 213V214H155V215H149V213ZM160 212V213H161ZM163 212H165L166 213V211H163ZM175 212V211H174ZM205 212H207V211H205ZM30 213H29V215H30ZM52 213H53V211H52ZM51 213V214H52ZM99 213V212H98ZM113 213V212H112ZM112 213H110V214H112ZM167 213H169L170 214V212L168 211ZM69 214H74L75 215V217L73 218V217H71ZM103 214V213H102ZM50 215V214H49ZM64 215H66V216H64ZM69 215V216H68ZM73 215V216H74ZM98 215V214H97ZM108 215H109V213H108ZM120 215V214H119ZM126 215V214H125ZM163 215H164V213H163ZM170 215H172V214H170ZM169 215V216H170ZM239 215V214H238ZM46 216V215H45ZM56 216H57V214H56ZM112 216V215H111ZM121 216H124L123 215V213H122V215ZM174 216V215H173ZM42 217V216H41ZM58 217V216H57ZM60 217V216H59ZM58 217V218H59ZM103 217H105V216H103ZM103 217H102V220L103 221H105V219H103ZM108 217V216H107ZM113 217V216H112ZM115 217V216H114ZM118 217L119 216H117V219H118ZM53 218V217H52ZM106 218V217H105ZM109 218V217H108ZM120 218V217H119ZM122 218H124V217H122ZM175 219L176 220V218L177 217H168V219ZM117 219L115 220V222L117 221ZM166 219V218H165ZM179 219H181V218H179ZM60 220V219H59ZM108 219H106V221H107ZM196 220V219H195ZM7 221V220H6ZM5 221V222H6ZM63 221H62V223H63ZM111 222H112V220H110ZM158 221V220H157ZM230 221V220H229ZM5 222H3V223H5ZM71 222V223H70ZM91 222V221H90ZM109 224H110V222H109V220L107 221ZM107 222L105 223V222H103V226H106V225H108L107 224ZM188 222H191V221H188ZM3 223H2V225H3ZM13 223V224H14ZM61 223V224H62ZM66 223H65V225H66ZM70 223V224H69ZM86 223V222H85ZM93 223H94V221H93ZM97 223V224H98ZM7 224V223H6ZM64 224V223H63ZM89 224H92V223H89ZM96 224V225H97ZM185 225L184 226H187L188 224H190V223H184ZM35 225V224H34ZM85 225V224H84ZM96 225L94 226V227H96ZM111 225V224H110ZM163 226L165 225H167L166 223H164V224H162ZM194 225V224H193ZM192 225V226H193ZM31 226V225H30ZM99 226H101V225H99ZM162 226V227H163ZM191 226V225H190ZM191 226V227H192ZM75 227H78L77 229L75 228ZM86 227H88V225L86 226ZM118 227H119V225H118ZM167 227L168 226H166L165 228L167 229ZM83 228V227H82ZM81 228V229H82ZM102 228V227H101ZM105 228V227H104ZM113 228V229H112ZM130 228V229H131ZM164 228V229H165ZM186 228V227H185ZM184 228V229H185ZM88 229V228H87ZM109 229V228H108ZM149 229H152L151 231H150V233H149V231L147 232V230H149ZM187 229H188V227H187ZM243 230H245L244 228H242ZM88 230V231H89ZM101 230V229H100ZM65 231V230H64ZM94 231V230H93ZM146 231V232H145ZM162 231H163V229H162ZM191 231V232H190ZM46 232V231H45ZM131 232V231H130ZM133 232V231H132ZM131 232V233H132ZM189 232V233H188ZM207 232V233H208ZM63 233V232H62ZM68 233H72V232H68ZM82 233V234H81ZM81 233H80V235L82 236V235H84V234H87V232L86 231H81ZM133 233H135V232H133ZM162 233V234H161ZM167 233V232H166ZM192 233V234H191ZM207 233H206V235L205 236H207ZM146 234V235H145ZM161 234V235H160ZM203 234H204V232L203 233H201V235H202V237H204L203 236ZM41 235H43V234H41ZM40 235V236H41ZM61 235V234H60ZM67 235V234H66ZM72 235H73V233H72ZM75 235V234H74ZM78 235H79V233H78ZM78 235H76V236H78ZM79 235V236H80ZM105 235H107V239L106 238H104L105 237ZM127 235V234H126ZM148 235H150V240H148V238H147V236ZM132 236V235H131ZM136 236V235H135ZM178 236V235H177ZM232 236H233V234H232ZM4 237V236H3ZM69 237V236H68ZM87 237V238H88ZM126 237V236H125ZM136 237H138V236H136ZM213 237V236H212ZM224 237V236H223ZM80 238V237H79ZM85 238V237H84ZM87 238H85V239H87ZM114 238V239H113ZM72 240H73V237L71 238ZM85 239H84V241H85ZM88 239V240H89ZM98 239H101V240H98ZM140 239V238H139ZM214 239V238H213ZM236 239V238H235ZM264 239V238H263ZM40 240V239H39ZM54 240V239H53ZM75 240V239H74ZM76 240H78V239H76ZM75 240V241H76ZM94 240V239H93ZM134 240V239H133ZM119 241V242H118ZM132 241V240H131ZM191 241H193V242H195V240H191ZM79 242V240L77 241V243ZM87 242V241H86ZM90 242V241H89ZM117 242V244H115ZM147 242H151L152 244H154L156 247L154 248V249H151V248H145V245H146V243ZM217 242V241H216ZM73 243H74V241H73ZM81 243V242H80ZM79 243V244H80ZM126 243V242H125ZM136 243V242H135ZM214 243H215V241H214ZM220 243V242H219ZM3 243H1V245H2ZM45 244H47L46 242H45V240L44 239H42L41 238V241H40V243L38 244L37 243V241L36 240H33V242H32V244L31 245H29V246H27V247H25V248H23V247H18V248H10V250L8 251V253H9V257H7V256H4L3 255V252L5 251V248H4V246L2 245V246H0V261L4 264H6V263H9V264H21L22 262L21 261H24L25 260V264H46V262H45V256H46V254L45 253H43V252H40L41 251V249L45 246ZM75 244H76V242H75ZM79 244L77 245V246H79ZM89 244H92V243H89ZM133 244V243H132ZM149 244V243H148ZM147 244V245H148ZM26 245V244H25ZM24 245V246H25ZM62 244L60 243V246H61ZM81 245H85V244H81ZM80 245V247H73V246H71V247H73V248H71L70 249V247H69V245L66 247V249L64 250V252H62V258L61 259H57V260H55V264L57 263V264H73V260H75V257H79L80 259H82V258H85V259H89V260H91V262L89 261V263L88 264H99V261H98V259L100 258V257H95V258H93L92 256H90V255H93L92 253H94V252H96L95 254H97L98 252H100V250L99 249H96V248H91V249H89V250H87V248L86 247H84V248H86V249H84V248H82V246ZM87 245H88V243H87ZM93 245V244H92ZM141 245V246H140ZM146 245V246H147ZM38 246H40L41 247V249L38 247ZM102 246V247H103ZM132 246V245H131ZM177 246H179V247H181L180 249L179 248H177ZM93 247V246H92ZM134 247V246H133ZM132 247V248H133ZM142 247H144V248H142ZM149 247V246H148ZM151 247H153V246H151ZM90 248V247H89ZM98 248V247H97ZM109 248V247H108ZM112 248H114V246L112 247ZM106 249V248H105ZM125 249V248H124ZM129 249V248H128ZM131 249V248H130ZM147 249H148V251H147ZM80 250H82V251H80ZM108 250H111V247H110V249H108ZM120 250H121V248H120ZM123 250V249H122ZM210 250H212V248H210ZM103 251V250H102ZM125 251V250H124ZM132 251V252H131ZM104 252V251H103ZM111 252V251H110ZM127 252V251H126ZM50 253V252H49ZM161 253H163L162 254V256L161 257H159L160 256V254ZM65 254V255H64ZM95 254H94V256H95ZM111 254L112 253H110V256H111ZM113 254V255H114ZM112 255V256H113ZM101 259H99L100 261H101ZM98 261V263H96ZM23 264V263H22ZM101 264V263H100Z\"/></svg>",
	"mask_w": 264,
	"mask_h": 264
},
{
	"label": "crops",
	"instance_id": "3",
	"mask_svg": "<svg viewBox=\"0 0 264 264\" xmlns=\"http://www.w3.org/2000/svg\"><path fill=\"white\" fill-rule=\"evenodd\" d=\"M135 107V105H132V108Z\"/></svg>",
	"mask_w": 264,
	"mask_h": 264
}]
</instances>
